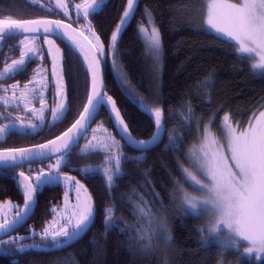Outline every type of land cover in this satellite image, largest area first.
Returning a JSON list of instances; mask_svg holds the SVG:
<instances>
[{"label":"snow or ice","instance_id":"1","mask_svg":"<svg viewBox=\"0 0 264 264\" xmlns=\"http://www.w3.org/2000/svg\"><path fill=\"white\" fill-rule=\"evenodd\" d=\"M30 2L46 7L49 12L58 9L64 17H69L72 6L71 0H54V4L53 0H46V3L42 0ZM106 3L107 0H82L74 6L77 18L82 13L83 19L88 21L90 15L98 14ZM137 8L138 0H126L119 22L107 42L101 39L90 22L78 29L72 23H65L63 19H15L11 16L0 18V54H4L3 49L8 41L22 36L18 43L9 45V53L4 54V67L0 69V107L3 109L0 111V120L7 121L0 123V140H5L12 133L35 134L42 128L47 122L48 102L45 92L51 90L53 85L55 106L50 109V127L66 118L70 109L62 66L64 57L59 55L61 50L52 37H67L73 51L78 54L77 59L83 57L86 75L90 77L87 102L83 104L79 117L65 132L44 144L0 150V175H7L8 170L13 168H23L26 163L55 161L48 165L47 171L41 168L35 176L25 175L24 171L19 172L17 186L18 190H22L23 207L14 205L11 201L0 203V253H9L10 250L4 246L13 244L18 246L12 250L14 252L41 247L61 250L82 238L90 229L95 217L93 197L88 194V189L80 180L62 174L61 169L71 167L69 156L72 149L79 147L80 139L87 138L91 122L103 110L106 118L112 120L120 139L117 140L104 128L103 121L97 128L92 129L91 140L77 155L102 153L103 164L106 166L102 172L100 167H78L77 170L82 175L87 177L101 174L105 179L106 191L111 195V190L117 186L115 181L125 174V163L138 164L146 161L145 155H125L123 147H131L134 151L144 153L162 143L167 135L168 143L164 151H176L179 154L184 136L191 135L192 126L195 124L197 142L186 153H182L187 167L178 165L183 183L180 180L174 181L170 194L172 203L184 215L198 220L204 219L206 226L197 231L202 235L206 234L208 240L217 247L235 250L241 256L254 257L256 264H264V103H259L257 109L251 110L252 114L246 126L242 121H233L231 117L235 113H225L220 127L213 132L215 119L220 111L218 109L201 131L203 119L195 115V109L190 102L182 100V110L178 116L173 115L171 109L166 114L162 106H157L162 105L159 96L151 101L136 96L118 75L117 81L125 93V98L147 116L153 125L149 138L137 140L122 117L116 101L104 90L102 77V64L109 58L114 72L119 70L118 41L125 26L134 18ZM144 16L150 25H154V18L147 9ZM196 22L204 31L233 47L234 55L240 60H248L254 75L264 76V0H202V5L197 10ZM72 33L82 37L83 42L74 38ZM138 34L143 36L147 54L153 57L154 63H159L162 40L158 28L152 26L149 30L146 25L141 24L138 26ZM41 39L48 46L47 56L52 60L50 72L43 67L45 52L40 44ZM17 48L19 56L12 58ZM37 59L41 64L33 69L32 79L22 86L19 81L2 86L5 80L15 79L17 75L26 72L27 65ZM212 75L210 73L196 86L197 95L201 88H207L212 83ZM37 100L39 109L32 106ZM201 100L208 105L212 102L211 95L201 97ZM21 109L23 115L13 116V111L20 112ZM168 120L176 121L180 127L166 131ZM101 129L104 135L98 137L96 133ZM27 171L31 173L33 169L28 168ZM61 184L69 186L64 193V203L51 209L53 219L46 222L40 232L30 227L28 236L3 239L4 235L23 226L34 213L36 197L42 186ZM73 192L75 203L71 201ZM133 194L137 199L126 202L130 203L131 214L135 219V223L127 225L128 230L136 231V235L130 237L134 246L141 253L148 254L161 241L165 245L171 244L173 237L170 235L167 220L153 215V209L149 206L156 202V197L150 202L135 190ZM170 206L161 203V208ZM114 208L115 205H112L104 210L103 224L106 231L118 226V221L113 219ZM125 223L127 224L126 221ZM120 231L124 232L125 229L121 228ZM37 236L41 243H24L25 240L35 239ZM201 242L207 246V241Z\"/></svg>","mask_w":264,"mask_h":264},{"label":"trees","instance_id":"2","mask_svg":"<svg viewBox=\"0 0 264 264\" xmlns=\"http://www.w3.org/2000/svg\"><path fill=\"white\" fill-rule=\"evenodd\" d=\"M42 2L46 3L45 0ZM125 5L126 0H109L103 10L89 21L105 42L110 39ZM201 5L202 0H138L134 18L125 26L118 41V65L126 77L128 88L133 90L136 96L149 101L159 96L162 105L157 106H162L166 114L171 109L173 115L178 116L182 110V100L190 102L195 109V115L203 119L201 131L203 125L209 123V118L218 109L220 111L213 128L221 122L225 113H235L231 117L233 121H242L245 124L252 114L251 110L257 109L259 103H264V76L254 75L248 60H240L234 55L233 47L201 28L196 22L197 10ZM145 9L154 18L162 40L161 69L157 79L151 71L144 42L138 34V26L147 21L144 16ZM7 16L26 19L34 16L55 17V13L49 12L41 5H33L30 0H0V18ZM55 40L61 46L64 57L62 66L70 109L66 118L51 127L52 122L48 119L35 134L12 133L5 140H0V148L32 145L49 139L66 129L83 107L88 91L86 68L81 57L77 59L78 54L71 46L61 40ZM111 64V58L102 64L104 90L116 101L132 135L138 140L147 139L153 131L152 122L125 98V93L117 81V72H114ZM210 73L213 74L212 83L207 88H201L197 95L196 86ZM209 95L212 98L210 105L201 100V97L206 98ZM102 121L103 126L118 137L112 121L106 118L103 110L94 124ZM166 123V131L180 127L173 120ZM84 139L79 141V147L72 149L69 156L71 167H63L61 171L68 170V176L80 180L88 189V194L93 197L95 217L90 229L82 238L61 250L41 247L14 252L12 250L17 248V245H5L10 251L0 253V264H221L222 261L229 264L236 261L238 264H256L251 259L241 258L237 251L224 250L213 242L207 241L206 246L201 242L204 240L203 235L197 231L204 226V220L184 215L172 203L170 194L174 181H183L178 171L179 163L185 161L182 153H186L189 146L197 141L195 124L192 126L191 135L184 136L179 154L176 151H164L168 143L167 135L162 143L144 153L123 147L125 155H145L146 161L138 164L125 163V174L115 181L117 186L111 190V195L106 191L105 179L101 174L85 177L77 170L78 167L85 166L99 167L103 163L102 153L77 155ZM41 165L47 168L48 164ZM26 167L27 165L23 169ZM38 169H33L31 173L26 169L20 171H24L26 175H36ZM20 171L11 170L7 175H0V203L11 201L12 204L23 207L22 190H18L17 186ZM67 187L69 186L64 184L42 186L30 219L15 233L3 239L28 236L30 227L40 232L45 223L53 219L51 209L63 205ZM133 190L150 202L156 197V202L150 203L149 206L153 209V215L167 220L170 235L173 237L171 244L165 245L161 241L148 254L141 253L134 246L130 237L136 235V231L128 230L127 225L135 223V219L131 214L130 203L126 202L137 199ZM71 199L75 201L74 192ZM161 203L171 206L161 208ZM112 205H115L113 219L118 221V226L106 231L103 224L104 210ZM121 228L125 231L121 232ZM24 243L39 244L41 241L37 236L35 239L25 240Z\"/></svg>","mask_w":264,"mask_h":264},{"label":"flooded vegetation","instance_id":"3","mask_svg":"<svg viewBox=\"0 0 264 264\" xmlns=\"http://www.w3.org/2000/svg\"><path fill=\"white\" fill-rule=\"evenodd\" d=\"M74 1H82V0H71V5L73 4ZM108 1H109V0H107V2H108ZM45 2H46V0H45ZM106 4H107V3H106ZM104 7H105V6H104ZM104 7H103V8H104ZM100 12H101V11H100ZM100 12H99V13H100ZM54 13H55V17H54V16H47V17L63 19V20H65V21H67V22L72 23V25L75 26V27H77L78 29L81 28L84 24H86V23H88L89 21H91L92 18H94V16L96 15V14H95V15H90L89 20H88V21H85V20L83 19V14L81 13V14H80V18L78 19V18H77L76 11H75V9L73 8V6H71V8H70L69 17H64V16H63V13H62V12H59L58 9H55V10H54ZM99 13H98V14H99ZM34 17H38V16H34ZM86 34H87V33H86ZM21 38H22V36H21V37H17L16 40H14V41H8V43L4 46L3 53H4V54L9 53V45H10V44L18 43L19 39H21ZM52 38H53V37H52ZM53 39L55 40V38H53ZM55 41H56V40H55ZM43 49H44V48H43ZM44 52H45V59H44V61H43V67H48V70H49V72H50V58L47 56V52H46L45 49H44ZM4 54H0V69H2V68L4 67V64H3V61H4V59H5ZM18 56H19V49L17 48V49H15L14 54L12 55V58H18ZM9 62H10V61H9ZM39 64H41V61H40L39 59L35 60V61L32 62V63H29V64L27 65L26 72H24V73L21 74V75H17V76L15 77V79H8V80H5V81L3 82V85H2V86L6 87L8 84H12V83H15V82H17V81H19V83H20L21 86H22L24 83H26V82H28L30 79H32V76H33V69L37 68V66H38ZM9 95H11L10 92H9ZM45 96H46V100H47V102H48V108L46 109V113H51L50 109H51L52 107L55 106V104L53 103V99H54L53 90L51 89V90H49V91H46V92H45ZM32 106L35 107V108H37V109H39V108H40L39 101H38V100H37V101H34V103H33ZM2 110H3L2 107H0V111H2ZM12 114H13V116H16V115H23V110L21 109L20 112L13 111ZM29 115H30V114H29ZM0 122L7 123V121H5V120H0ZM37 131H38V130H37ZM13 134H15V135H19V134H17V133H13ZM45 161H46V162H45ZM53 161H54V160H44V163L37 162V163L25 164L24 166L27 165V167L25 168L26 170H27L28 168H31V169L39 168V169H41V168H43V165H41V164H44V165H47V164H48V165H49V163L51 164ZM48 165H47V168H43V169H45V170L47 171V170H48ZM24 166H23V167H24ZM20 169H21V170H25V169L20 168V167L13 168V169H11V170H12V171H16V170H19V171H20ZM39 169H38V170H39ZM11 170H9V171H11ZM9 171H8V172H9ZM26 172H27V171H26ZM61 172H62V174L68 175V170H67V171H61ZM29 175H30V174H29ZM31 176H34V175H31ZM19 228H20V227H19ZM19 228H18V229H19ZM18 229H16V230H15L14 232H12V233H15ZM12 233H10V234H12ZM10 234H8V235H10ZM8 235H6V236H8ZM6 236H4L3 238H5Z\"/></svg>","mask_w":264,"mask_h":264},{"label":"rangeland","instance_id":"4","mask_svg":"<svg viewBox=\"0 0 264 264\" xmlns=\"http://www.w3.org/2000/svg\"><path fill=\"white\" fill-rule=\"evenodd\" d=\"M82 1H74L73 2V4H72V6H73V8H74V6H75V4H77V3H81ZM53 4H54V0H53ZM75 9V8H74ZM141 25V24H140ZM144 25H146L148 28H149V30L151 29V27L152 26H155V24L154 25H150L149 23H148V20L146 21V23L144 24ZM156 27V26H155ZM157 28V27H156ZM141 36V39L143 40V42H144V46H145V51H146V43H145V41H144V39H143V36L142 35H140ZM22 39V38H21ZM40 44L42 45V47L46 50V52H47V48H48V46L47 45H44L43 44V40L41 39L40 40ZM56 46L61 50V52H60V54L59 55H62V49H61V46L56 42ZM146 54H147V52H146ZM148 55V54H147ZM148 57H149V65H150V67H151V71H152V73L155 75V77H156V79L159 77V74H160V69H161V55H160V61H159V63H154V59H153V57H151L150 55H148ZM50 58V69H51V63H52V60H51V57H49ZM45 69H48V67H44ZM120 76L121 77V80L123 81V82H125L127 85H128V83H127V80L125 79V75L123 74V72H122V70H121V68H120V66H119V70L117 71V76ZM129 89V91H131V92H133L134 94H135V92L133 91V90H131L130 88H128ZM52 90H53V95H54V92H55V87H54V85H53V87H52ZM49 119V122H52L51 121V113H46V120H48ZM222 121V120H221ZM34 123H39L38 121H33ZM248 122V121H247ZM247 122L245 123V124H243L244 126H246L247 125ZM0 123H3V122H0ZM100 122H97V123H95L92 127H91V129H90V131L88 132V136H87V138H85L84 139V141L82 142V144L80 145V148H79V151H80V149L81 148H83V146L89 141V140H91V138H92V135H93V133H92V129H94V128H97V126H98V124H99ZM45 125V124H44ZM43 125V126H44ZM220 125H221V122H219V124L216 126V127H214V128H212V131L213 132H216V130L220 127ZM104 128H106V127H104ZM107 129V128H106ZM203 130V129H202ZM108 132L109 133H111L113 136H115V138L117 139V140H119L120 138L119 137H117L112 131H110L109 129H108ZM96 135L98 136V137H102L103 135H104V132H103V129H101L100 130V132H98V133H96ZM197 141H195L194 143H192L189 147H191L193 144H195ZM189 149V148H188ZM139 155H141V154H139ZM55 161H53L52 163H54ZM179 165H183V166H185V167H187V164H186V162L185 161H181L180 163H179ZM104 166H106V165H104L103 163H102V166H99L100 168H101V172H102V170H103V167ZM35 176V175H34ZM182 183H183V181H182ZM185 187H187V185H185ZM189 191H192L191 189H188ZM195 194V193H194ZM64 198V197H63ZM64 201V200H63ZM71 201H72V199H71ZM73 202V201H72ZM73 203H75V201L73 202ZM204 220V219H203ZM206 226V223H205V220H204V226H202V227H205ZM203 239H204V241H208V242H212V241H209L208 240V238H207V235L206 234H204L203 235ZM242 244L244 243V242H241ZM243 251V248H241V251L240 252H242ZM241 256V255H240ZM241 258H246V259H251V260H253V261H255L254 260V257L253 258H249V257H246V256H241ZM224 264H229V263H224ZM234 264H238V261H236V263H234Z\"/></svg>","mask_w":264,"mask_h":264},{"label":"water","instance_id":"5","mask_svg":"<svg viewBox=\"0 0 264 264\" xmlns=\"http://www.w3.org/2000/svg\"><path fill=\"white\" fill-rule=\"evenodd\" d=\"M36 18H47V19H58V18H52V17H47V16H38V17H31V18H26V19H36ZM64 22L65 23H70V22H67V21H65L64 20ZM74 28H77V27H75V26H73ZM72 35L74 36V38H76V39H79V40H81L82 42H83V38L82 37H79L76 33H72ZM53 38H55V39H58V40H61V41H63V42H65L67 45H69V46H71L72 47V45H71V42L67 39V37H64L63 35H60V36H54ZM85 44H86V42H84ZM81 59H82V61H83V57H81ZM85 68H86V66H85ZM102 77H103V71H102ZM103 82H104V79H103ZM89 88H90V77H88V90H89ZM87 102V97H86V100H85V103ZM83 110V107L81 108V110L80 111H82ZM98 116V115H97ZM97 116L95 117V120H96V118H97ZM79 117V113H78V115L76 116V118L74 119V121L72 122V123H74L75 122V120L77 119ZM95 120L94 121H92L91 122V126H90V128L88 129V131L91 129V127H92V125L94 124V122H95ZM112 121V120H111ZM71 123V124H72ZM71 124L66 128V129H64L62 132H60L59 134H57V135H55V136H53V137H51V138H49V139H46V140H44V141H42V142H39V143H36V144H32V145H26V146H21V147H13V148H28V147H33V146H35V145H37V144H44V143H47L49 140H54L57 136H60L63 132H65L70 126H71ZM112 125H113V123H112ZM113 129H114V131L116 132V129L114 128V126H113ZM117 134V133H116ZM118 135V134H117ZM118 137H119V135H118ZM120 138V137H119ZM81 140V139H80ZM79 140V141H80ZM138 140V139H137ZM131 148V147H130ZM3 149H9V148H0V150H3ZM132 149V148H131ZM35 163H37V162H35ZM27 164V163H26ZM26 175V174H25ZM36 199H37V197H36ZM35 205H36V203L34 204V208H35ZM30 219V218H29ZM28 219V220H29ZM27 220V221H28ZM25 224V223H24ZM23 224V225H24ZM19 228V227H18ZM17 228V229H18ZM14 232V231H13ZM12 233V232H11ZM84 235V234H83ZM4 236H6V235H4ZM3 236V237H4Z\"/></svg>","mask_w":264,"mask_h":264}]
</instances>
